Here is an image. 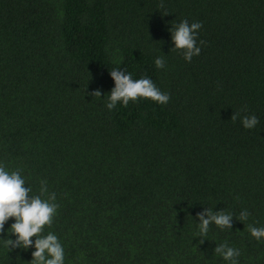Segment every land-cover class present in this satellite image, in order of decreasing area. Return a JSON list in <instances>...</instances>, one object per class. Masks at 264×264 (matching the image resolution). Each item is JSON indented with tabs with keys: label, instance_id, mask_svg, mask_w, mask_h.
<instances>
[{
	"label": "trees",
	"instance_id": "1",
	"mask_svg": "<svg viewBox=\"0 0 264 264\" xmlns=\"http://www.w3.org/2000/svg\"><path fill=\"white\" fill-rule=\"evenodd\" d=\"M182 19L201 24L190 61L171 39ZM114 67L168 102L108 110ZM0 164L55 193L44 232L65 264H227L222 242L264 264L247 231L264 226V0H0ZM208 209L232 217L201 236ZM9 247L0 264H30L34 247Z\"/></svg>",
	"mask_w": 264,
	"mask_h": 264
},
{
	"label": "clouds",
	"instance_id": "2",
	"mask_svg": "<svg viewBox=\"0 0 264 264\" xmlns=\"http://www.w3.org/2000/svg\"><path fill=\"white\" fill-rule=\"evenodd\" d=\"M200 28V22L189 24L187 20L182 19L170 29L173 48L182 50L185 61H190L194 55L200 53L201 49L196 41L197 30ZM153 62L157 69L165 66L164 58L159 55ZM110 76L114 80V87L108 92L105 101L108 110H112L117 103L127 106L130 100L135 102L138 98L149 99L156 104H166L169 100L168 93L162 92L150 77L141 76L133 79L131 73L118 71L117 67L110 71ZM92 94L101 96L99 91ZM236 116L234 113L231 119L235 120ZM240 123L243 128L252 129L258 120L255 115H246L240 117ZM46 191L45 182L41 181L39 194L30 195L32 188L26 185L25 177L21 175L20 170L9 169L0 164V230L5 231V235L8 236L7 239L0 237V249L10 252L12 249L9 245H12L13 248L20 247L26 250L31 245L35 250L31 253L30 264H65V250L60 239L52 231L44 232V227L52 224L58 208L55 193H48L47 198H43ZM248 215L247 210H244L239 219L244 221ZM10 217L13 218V223L4 230L3 225ZM198 217L199 223L196 225L198 234L205 236L210 222L220 229L228 227L232 213L225 210L212 213L208 209L205 214H198ZM247 231L258 242L264 240V226L248 224ZM12 235L16 237L15 242L11 239ZM32 236H36L34 241L29 239ZM214 251L227 264H239L238 248L222 242Z\"/></svg>",
	"mask_w": 264,
	"mask_h": 264
}]
</instances>
